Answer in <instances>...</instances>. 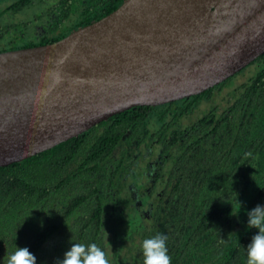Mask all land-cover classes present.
Listing matches in <instances>:
<instances>
[{"label": "trees", "instance_id": "obj_1", "mask_svg": "<svg viewBox=\"0 0 264 264\" xmlns=\"http://www.w3.org/2000/svg\"><path fill=\"white\" fill-rule=\"evenodd\" d=\"M90 1L79 24L122 0ZM8 47L0 36V51ZM151 142L171 179L154 221L137 214L129 222L114 263L143 264V240L164 234L172 264H247L258 233L247 211L264 205V52L198 93L130 106L0 165V264L18 247L37 264H58L73 243H94L103 222L114 224L105 210L127 192L125 174Z\"/></svg>", "mask_w": 264, "mask_h": 264}, {"label": "water", "instance_id": "obj_2", "mask_svg": "<svg viewBox=\"0 0 264 264\" xmlns=\"http://www.w3.org/2000/svg\"><path fill=\"white\" fill-rule=\"evenodd\" d=\"M262 52L264 0H122L56 41L0 51V165L198 93Z\"/></svg>", "mask_w": 264, "mask_h": 264}, {"label": "flooded vegetation", "instance_id": "obj_3", "mask_svg": "<svg viewBox=\"0 0 264 264\" xmlns=\"http://www.w3.org/2000/svg\"><path fill=\"white\" fill-rule=\"evenodd\" d=\"M90 4V0H0V22L4 24L0 36L9 46L5 50L62 38L86 24H79L83 20L80 13ZM160 157L161 153L151 142L143 152V159L137 160L125 174L127 192L120 189V197H115V203L105 210L108 217L114 216L115 222H103L94 243L106 252L110 264H116L117 256L125 251L120 240L131 236L129 222L137 214L147 223L154 221L158 197L171 179L170 170L160 166Z\"/></svg>", "mask_w": 264, "mask_h": 264}, {"label": "clouds", "instance_id": "obj_4", "mask_svg": "<svg viewBox=\"0 0 264 264\" xmlns=\"http://www.w3.org/2000/svg\"><path fill=\"white\" fill-rule=\"evenodd\" d=\"M240 206L242 208L241 203ZM238 213L234 212L233 206L232 215L236 216ZM247 216L248 228L258 230L247 246V264H264V205H257L247 211ZM142 251L143 264H172V258L168 254L167 237L164 234L144 239ZM6 264H37V258L27 247H18L14 253L7 256ZM58 264H110V260L96 243H73Z\"/></svg>", "mask_w": 264, "mask_h": 264}]
</instances>
